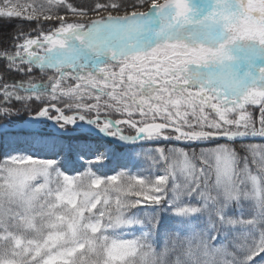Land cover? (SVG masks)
Listing matches in <instances>:
<instances>
[{"label":"snow or ice","instance_id":"obj_1","mask_svg":"<svg viewBox=\"0 0 264 264\" xmlns=\"http://www.w3.org/2000/svg\"><path fill=\"white\" fill-rule=\"evenodd\" d=\"M0 121V264H264V0H0Z\"/></svg>","mask_w":264,"mask_h":264},{"label":"trees","instance_id":"obj_2","mask_svg":"<svg viewBox=\"0 0 264 264\" xmlns=\"http://www.w3.org/2000/svg\"><path fill=\"white\" fill-rule=\"evenodd\" d=\"M10 25H4V29H5V31H7V30H10ZM0 123H2V121H0Z\"/></svg>","mask_w":264,"mask_h":264}]
</instances>
